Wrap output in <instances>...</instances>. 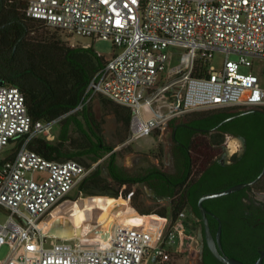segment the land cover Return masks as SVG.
<instances>
[{"label":"built area","instance_id":"built-area-1","mask_svg":"<svg viewBox=\"0 0 264 264\" xmlns=\"http://www.w3.org/2000/svg\"><path fill=\"white\" fill-rule=\"evenodd\" d=\"M26 13L62 30L72 45H80L72 41L78 34L108 39L120 48L107 57L72 110L97 94L130 107L128 143L193 110L264 107V85L253 60H264V0H28ZM217 50L227 53L220 69L210 62ZM62 117L34 120L24 91L0 85V208L7 212L0 220V249L11 243L0 264L14 258L18 264L29 253L37 256L34 264L169 260L168 247L177 248L191 236L186 209L174 221L166 218L159 232L133 225L130 236L122 235L126 241L109 245L89 246L77 235L43 234L46 215L72 199L71 191L97 164L50 159L30 148L36 136L55 139ZM20 140V146L10 148Z\"/></svg>","mask_w":264,"mask_h":264},{"label":"trees","instance_id":"trees-1","mask_svg":"<svg viewBox=\"0 0 264 264\" xmlns=\"http://www.w3.org/2000/svg\"><path fill=\"white\" fill-rule=\"evenodd\" d=\"M27 5L28 0H0V85L14 84L24 91L28 111L34 120H50L63 115L55 140L36 136L29 146L50 159L74 158L88 166L97 162L79 184V193L114 194L121 200H131L133 208L122 211V217L147 214L170 217L174 221L183 209L196 210L201 215L199 198L205 192L219 188L216 186L220 180L217 174L233 167V164L224 165L214 160L225 132L250 134L249 147L258 150L239 169L264 168V107H261L262 112L252 111L229 119L234 114L230 111L233 107H218L184 114L187 125L179 128L188 135L182 137L177 131V140L185 145L176 151L173 170L167 171L155 164L145 172L130 174L118 162L115 145L106 141L104 120L97 115L92 103L72 110L107 57L92 46L72 45L60 35L59 28L48 25L42 18L28 15ZM99 97L123 126L119 141H126L130 135L131 108L103 95ZM236 122L244 123L246 129L235 128ZM213 127L216 129L210 133ZM20 145L21 140L16 147ZM102 157H105L107 172L98 162ZM137 184H146L157 194L165 195L169 205H143L139 200L140 189L135 187ZM260 184L264 188V176ZM215 199H206L205 206L209 207ZM64 224L61 223L62 229H74ZM123 233L126 234V230H116L119 238H123ZM168 249L171 257L178 252L175 247ZM204 258L205 264H223L208 248ZM161 264L177 263L169 259Z\"/></svg>","mask_w":264,"mask_h":264},{"label":"flooded vegetation","instance_id":"flooded-vegetation-1","mask_svg":"<svg viewBox=\"0 0 264 264\" xmlns=\"http://www.w3.org/2000/svg\"><path fill=\"white\" fill-rule=\"evenodd\" d=\"M230 111L234 113L233 115L237 116L236 114L240 115L252 111L262 112L263 109L257 106L247 108L233 107ZM168 123L171 127L172 145L170 155L172 166L174 167L176 151L179 146L185 145L180 139L177 140V131L179 130L180 136L187 137V131L179 128L187 124L185 118ZM234 127L240 130L246 129V125L242 122H236ZM215 129H210V133ZM231 137L237 139L238 146L229 151L227 143ZM251 139V135L247 133H224L223 140L219 143L217 152L214 155V160H219L224 165L233 164V167L217 174V176L220 179L219 182L228 178H233V180L230 183H226L220 189L230 187L238 182L256 180L241 189L211 197L216 199L209 204L207 209L209 210L210 227L215 236H217L219 227H221L220 248L223 252L249 264L258 262L264 264V188L260 184V180L264 176V168L250 169L247 167L244 170L239 169L247 158L249 159L251 155L258 152V150L249 147ZM128 159L134 163L132 167L124 166L130 174L145 172L156 164L149 152L138 149L132 151L128 155ZM150 193L153 197H158L161 200L166 199L165 195L157 194L156 190L150 189ZM190 215L196 224H198L200 233L199 251L193 250L191 255L193 259H197L201 264H205L204 253L207 248L210 250L211 248L205 236L204 218L202 213L200 215L196 210H191ZM52 230L65 233L69 229L64 230L59 227Z\"/></svg>","mask_w":264,"mask_h":264},{"label":"rangeland","instance_id":"rangeland-1","mask_svg":"<svg viewBox=\"0 0 264 264\" xmlns=\"http://www.w3.org/2000/svg\"><path fill=\"white\" fill-rule=\"evenodd\" d=\"M49 29L51 31H54V28L52 27H49ZM58 32L64 39H66V33H64L62 30ZM72 41L83 46H92L94 49L104 54L106 57H111L114 52L119 51L120 49L116 47V45H114V43L111 40L103 39V38H93L92 36H83V35L75 34L72 37ZM226 55H227L226 52L219 50L215 51L214 56L210 61L211 64L214 65V67H216L217 69H220L224 64ZM230 56L232 58H238L239 54L232 52L230 53ZM253 60H254V68H255L254 70H256V72L259 73L262 84L264 85V60L258 61L255 58H253ZM178 61H179V57L176 56L172 61V63L174 64L177 63ZM172 63H169L168 66H170ZM241 69L243 71H250L251 67L242 66ZM99 96H101V94L95 95L89 103H92L93 108L97 113V115L100 118H103L104 120L103 133L106 138V141L108 143L115 145L114 148L118 153V162L123 166L132 167L134 163L128 159V155L132 151L138 149L149 152L153 156L156 165L160 166L162 169L167 171L173 170L171 155H170L172 137H171V127L169 123L164 125L162 128L156 129L152 134L142 136L133 142L130 143L126 141L120 142L119 138L123 133L124 130L123 126L121 122L118 121L116 115L112 111L104 107ZM182 118H184V114L176 115L172 119L174 121H179ZM59 129L60 126L57 125L55 127L56 138ZM39 137H44V136L39 135ZM233 139L236 138L231 137L228 140L227 148L229 149V151H232L238 146V141L236 142V144H233V142L231 141ZM13 146H16V143L11 144L10 148ZM8 151L9 150L7 149L2 154L5 155L8 153ZM105 157L100 158L98 162L103 167L105 172H107L105 167ZM232 180L233 178L232 179L228 178L220 181L216 185L217 187H219L217 189H220L222 186L226 185V183H230ZM135 187L140 189L139 200L142 201L143 205L154 206V207H159L160 205H169L168 199H162V200L155 199L151 195L150 188L146 184H137ZM71 195L73 196L72 199L71 198L66 199L58 207L54 208L46 215L45 220L50 219L51 221V227H50L51 229L58 228L59 226H61V223H65L64 225L67 226L80 225V227H78L79 231L77 230L78 231L77 233L79 235L82 234L83 236L86 237H96L102 240L103 237L102 234L94 233L95 228L97 227L109 228L110 226L119 228L121 225L123 226V224L119 221V219L122 218V216H120V213L125 209H127L128 207H131V203H130L131 200L122 199L124 202L122 204V200L119 196L114 194H103L117 198L119 200L117 206L119 207L116 206L104 221H99V220L96 221V219H89L82 224H76L71 219V217H69L67 214L62 212H64L65 209H67L69 205L74 203L80 196H86L90 194H85L81 192L79 193L78 188L75 187L71 191ZM187 213H188L187 220L189 223V228L191 230L190 231L191 236L187 240H185L183 244L178 245L177 247L178 252L174 254L170 259L175 261L177 264H201L199 260L193 259L191 255L193 250L199 251V244H200L199 227L198 224H196V222L194 221L193 217L190 215V210H187ZM6 216H7V212L2 208H0V220H4ZM164 218H167L170 221V217H164ZM122 228L126 229L127 232H130L132 226L128 225V226H123ZM10 251H11V243L10 242L4 243L0 249V257L2 259H6ZM147 264H161V262L151 257V259L147 262Z\"/></svg>","mask_w":264,"mask_h":264},{"label":"bare ground","instance_id":"bare-ground-1","mask_svg":"<svg viewBox=\"0 0 264 264\" xmlns=\"http://www.w3.org/2000/svg\"><path fill=\"white\" fill-rule=\"evenodd\" d=\"M233 144H236L237 139L231 140ZM119 203V200L113 196L109 195H103V194H90L86 196H80L74 203L68 206L67 209H65L64 212L67 214L71 219L76 223V224H82L86 220L89 219H96L99 221H104L108 215L112 212V210L117 206ZM119 221L123 224V226H128V225H143L146 226L148 231H154V232H159L163 229L165 223H166V218L160 217L157 215H144V214H134V215H128V216H123ZM113 224V223H112ZM111 224V225H112ZM41 225L44 228V232H56L53 231L51 227V221L49 220H44L42 221ZM122 225L117 228L110 226L109 228H103V227H97L94 230V233L97 234H102V240L96 237H86L83 236L82 234H78L77 232L78 227L80 225H75L73 228L74 229H69L65 233H60L57 232L61 235H66V236H73L77 235L80 236L83 240V242L86 245L89 246H102V245H109L110 243L114 241H126L125 238H119V236L116 234L117 229H123L126 230ZM98 229V232L96 231ZM78 230V231H77ZM108 231V237H104V231ZM127 236H130L132 233L127 232ZM143 238L144 236H140ZM22 260L18 264H34L36 262L37 256L34 253H29L24 255ZM15 261V258L12 259L9 264H13Z\"/></svg>","mask_w":264,"mask_h":264},{"label":"water","instance_id":"water-1","mask_svg":"<svg viewBox=\"0 0 264 264\" xmlns=\"http://www.w3.org/2000/svg\"><path fill=\"white\" fill-rule=\"evenodd\" d=\"M238 115V114H236ZM235 115H232L230 117H228L227 119L233 117ZM212 130L214 129L211 128ZM256 179L251 180V181H246V182H238L235 183L234 185L227 187V188H223V189H218V190H212V191H207L205 192L203 195H201V197L199 198V207L202 213V216L204 218V223H205V236H206V240L208 242V245L210 246L211 250L213 251V253L217 256V258L219 260H221L224 264H249L246 263L242 260H239L238 258L232 257L228 254H226L225 252H223L220 248L221 245V241H220V236H221V227H219L217 236H215L211 230L210 227V223H209V218H208V213L209 210L207 209V207L204 204V201L207 198H211V197H216V196H220V195H224L230 192H233L235 190L241 189L246 185L251 184L252 182H254ZM98 232V229L96 230ZM31 233H34L36 236H39L40 233L39 232H35L33 229L30 230ZM46 233L49 234H55L57 236H60L61 234L57 233V232H43V234L45 235ZM104 237L107 238L108 237V231H104ZM255 264H263L262 262H258Z\"/></svg>","mask_w":264,"mask_h":264}]
</instances>
